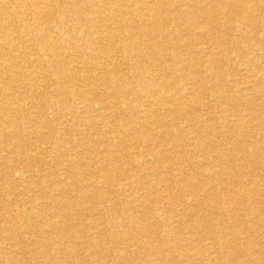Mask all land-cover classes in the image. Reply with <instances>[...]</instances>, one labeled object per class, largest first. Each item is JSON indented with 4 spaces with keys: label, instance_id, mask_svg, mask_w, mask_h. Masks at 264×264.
Listing matches in <instances>:
<instances>
[{
    "label": "bare ground",
    "instance_id": "1",
    "mask_svg": "<svg viewBox=\"0 0 264 264\" xmlns=\"http://www.w3.org/2000/svg\"><path fill=\"white\" fill-rule=\"evenodd\" d=\"M238 255L264 264V0H0V264Z\"/></svg>",
    "mask_w": 264,
    "mask_h": 264
},
{
    "label": "rangeland",
    "instance_id": "2",
    "mask_svg": "<svg viewBox=\"0 0 264 264\" xmlns=\"http://www.w3.org/2000/svg\"><path fill=\"white\" fill-rule=\"evenodd\" d=\"M245 235H242V237H244ZM193 245L195 246V247H193V248H196L197 246H198V244L197 243H193ZM256 248H259L258 246L256 247ZM241 260H242V256H237V259H236V262L238 263V264H240V262H241ZM230 263H231V261H230ZM233 263H235V261H232V264Z\"/></svg>",
    "mask_w": 264,
    "mask_h": 264
}]
</instances>
